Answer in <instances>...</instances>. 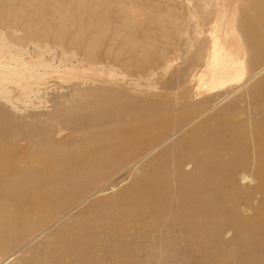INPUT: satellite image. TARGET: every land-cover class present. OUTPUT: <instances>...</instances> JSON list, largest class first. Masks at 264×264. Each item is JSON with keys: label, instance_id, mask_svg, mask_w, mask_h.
<instances>
[{"label": "rangeland", "instance_id": "obj_1", "mask_svg": "<svg viewBox=\"0 0 264 264\" xmlns=\"http://www.w3.org/2000/svg\"><path fill=\"white\" fill-rule=\"evenodd\" d=\"M9 1L11 8L13 4L14 10L21 8L19 11L27 12L29 22L40 23L38 25L42 26L40 29L47 28L50 33L45 30L47 34L44 33V40L38 42L26 35L25 31H21L23 28L19 25H11L4 34H0V46L10 51L30 49L34 57L33 63L37 62L36 56H41L46 65L63 72L58 76L59 78L51 81L39 98L27 100L22 95H18L21 99V103L16 105L18 109L0 100V206H4L2 208L5 209L0 211V225H7L13 218L17 221L23 220L35 208L36 197L40 198L51 192H57L58 212L70 213L51 231H47L35 245L16 255L18 261L25 259L22 264H43L46 258L56 257L54 252L60 248V242L72 238L77 240L82 230L81 225L95 216L91 211L93 203L112 196L131 184V179H127L116 191L97 195L89 202L79 205L87 194L82 189L73 187V175L81 163L95 162L102 147L114 146L123 141L132 144L135 137L138 142L157 139L158 128H170L175 122L188 120L192 114L202 110L200 105L194 106L196 101L193 97L186 101L179 99L177 102L176 96L185 89L192 68L191 62L184 60L186 49H192L194 53L199 47L209 48L210 40L207 34L213 19L216 0ZM126 4H134L143 18L150 9L155 11L156 17L163 15V18H167L170 22H175L177 19L181 21V36L175 39L174 48L167 47L169 41L158 37L156 33L151 32V35L150 24L145 23L144 20L141 22L147 24L149 29L142 40L155 46V49H166L167 58L169 60L175 58L170 66L162 63L155 75L140 76L137 69L129 70L122 63L126 51L123 49L124 53H120L121 42L115 44L116 49L111 50L112 56L109 59L104 57L106 49H100L98 57L93 55L94 59L89 56L85 57V60L83 53L75 52L76 50L63 53L61 49H77L70 48L66 44L59 45L56 41V35L61 31L60 26L64 22L77 32L81 24L77 22L81 10H86L85 14L88 15L91 10L99 7L110 11L121 6L125 7ZM230 8L232 14L237 15L235 24L238 29L246 34V37L255 39L256 48L264 52V0H237L236 5L233 7L231 4ZM31 12L34 16H31ZM88 17L86 16L85 22L89 20ZM53 26L57 27L56 31ZM105 43L108 41L106 40ZM35 49L41 50L34 54ZM67 56H75V58L68 60ZM141 56L144 57L143 54ZM95 59L98 63L94 61ZM249 88L251 91L248 96H245L244 88L238 93V96H244L237 100L240 109L231 117L239 123L233 137L235 141H239L238 145H241L242 138L245 139L246 145L250 146L251 161H253V157H259L264 153V140L260 138L258 142L254 139L255 135H264V109L253 107L264 99V72ZM218 101L220 104L217 110L209 112L202 120L188 126L170 140L169 152L159 158L156 166L148 167L149 173H153L154 168L163 165L165 161L176 160L190 151L189 143L195 137L189 138L187 134L194 131L196 126H200L203 130L220 126V130L230 129L228 123L222 124L223 121L217 120L227 119L221 109L231 103L232 99ZM110 103L116 106L123 105V108L113 109ZM108 113L113 114L117 120L113 123L101 122L109 115ZM91 117L102 119L86 121ZM146 127H150L151 130L142 136L141 129ZM224 150L227 151L226 148H221L222 152H225ZM4 152L10 154L4 158L1 156ZM171 168L169 166L159 171L172 173ZM258 168L263 169L264 163H260L257 158L253 165L254 172H257ZM98 172L102 173V171ZM136 172L140 173L138 170ZM260 176L245 185H240L239 180L236 185L229 181L227 183L221 181V185L210 193L214 205L208 202L192 203L190 199H183V202H191L189 217L204 216L218 227L228 226L235 218L238 223L243 222V217L249 218L245 222L248 224L261 221L264 215V173ZM149 184L145 180L140 183V187ZM260 188L263 189L258 190ZM170 190L171 188L166 195L172 193ZM151 196L145 197L149 198L152 204H159L161 209L157 214L144 216L141 222L143 235L137 237L135 231L137 223L131 222L128 225L113 223L114 228L107 230V238L101 245L104 252L92 258L84 256L87 255L85 253L73 254V264H264V251L262 254H253L252 245L237 241L225 244L198 239L194 243L201 247V253L192 254L193 252L183 245L181 234H170L166 230V227L174 222L170 217L166 197ZM223 204L226 207H223ZM247 205L251 206L252 210L246 212ZM10 207L13 209L11 210ZM3 247L7 248L5 253L7 256L11 255L15 248L14 245H3ZM208 248L216 249L218 252L214 254L211 250H205ZM66 264L72 263L69 260Z\"/></svg>", "mask_w": 264, "mask_h": 264}, {"label": "bare ground", "instance_id": "obj_2", "mask_svg": "<svg viewBox=\"0 0 264 264\" xmlns=\"http://www.w3.org/2000/svg\"><path fill=\"white\" fill-rule=\"evenodd\" d=\"M218 1L216 0L214 5L213 19L208 28L209 48L199 47L194 53H192V49H186L184 60L191 62L192 68L185 89L176 96L177 102L179 99L186 101V99L193 97L196 101L194 106L200 105L202 110L192 114L188 120L175 122L170 128H158L157 139L138 142L135 137L132 144L123 141L114 146L102 147L95 162L81 163L75 169L77 173L75 172L73 175V187H78L87 194L81 202L79 201V205L89 202L97 195L116 191L124 185L127 179H131V184L112 196L104 197L96 201L95 204L93 203L91 211L95 216L86 224L81 225L82 230L77 240L72 238L60 242V248L54 252L56 257L46 258L43 264H66L69 260L73 264V254L79 253L87 254L84 256L88 258L99 256L104 252L101 245L105 243L107 230L110 231L114 228L113 223L123 225H128L131 222L137 223L135 228L137 237L143 235L144 229L141 222L144 216L157 214L161 209L159 204H152L149 198L145 197L146 195L157 198L166 197L170 217L174 220L166 227V230L170 234H181L183 245L190 249L192 254L201 253V247L194 243L198 239L225 244L237 241L252 245L253 254L263 253L264 215L261 217V221L255 224L245 223L249 218L243 217L242 223H238L235 218L225 227H218L213 221L201 215L189 217L190 208H192L190 207L191 202L197 201L201 204L208 202L214 205L210 193L221 185V181H226V183L229 181L236 185L239 180L240 185H245L247 182L254 181L257 176L258 178L261 177L260 175L264 173V168L260 170L258 168L257 172H254L253 169L257 158L260 163H264V153L259 157H253V161H251V149L250 146L246 145L245 139L242 138L241 145H238L239 141H235L233 137L239 123L231 117L235 111L240 109L236 103L237 100L244 96H238V93L244 88L245 96H248L251 91L250 85L257 81L264 72V52L256 48L255 39L246 37V34L240 31L235 24L237 15L232 14L230 7L231 4L234 7L237 0ZM9 2V0H0V34H4L11 25H19L23 28L21 31H25L31 39H36L38 42L44 40V33L47 34L46 31L49 29L44 28L42 30L40 29L42 26H38L40 23L29 22L27 12L19 11L21 10L20 7V9L14 10V4L11 8ZM158 5L156 6L158 7ZM99 8L101 9V7ZM99 8L91 10L92 12L88 15L85 14L86 10L77 11L80 12L77 22L82 24L79 25L80 28L76 30L77 32H74L66 22L60 26L61 31L58 32V30V34L56 33L57 43L59 45L66 44L70 48H77L61 49L64 54L68 50H76L75 52L83 53L85 60V57L97 56L100 49H106L104 57L109 59L112 56L111 50L116 49L115 44L121 42L122 48L119 52L124 53L123 49L126 51L122 63L129 70L137 69L140 76H153L157 69L162 66V63L165 66H170L173 63L175 58L169 60L166 49H155V46L147 44L142 39L145 33L149 31L147 24H150V34L151 32L156 33L158 37L169 41L167 47L174 48L175 39L181 36L182 24L180 20L170 22L167 18L164 19L163 15L156 17L155 11L150 9V12L143 18L134 4H126L125 7L121 6L110 11ZM31 16H34L33 13ZM86 16H89V20L85 22ZM143 20L147 24H142ZM55 27L53 26L54 31L57 29ZM47 37L46 39L49 38ZM106 40L108 43H105ZM82 47L83 49H80ZM38 50L41 49H35L33 53L36 54ZM52 50L56 51L57 49ZM141 54L144 57H140ZM121 55L124 56V54ZM75 56L67 57L68 60H72ZM36 59L35 64L32 62L34 57L30 49L10 51L4 46H0V100L4 101L6 105L16 108V105L21 103L18 95H22L27 100L39 98L51 81L59 78L58 76L63 73L56 68H51V65H46L41 56H36ZM220 99H222L221 102L232 99L231 103L221 109L227 119L217 120L218 122L219 120L220 122L223 121L222 124L228 123L230 129L220 130V126L203 130L200 126H196L194 131L187 134L189 138L195 137L189 143L188 149L190 151L181 158L172 161L167 160L163 165L154 168V174L149 173L148 167L156 166L159 158L169 152L170 140L188 126L202 120L209 112L217 110ZM110 106L113 109L123 108V105L116 106L111 103ZM253 107L264 109V99ZM108 114L101 122L113 123L117 120L113 114ZM90 119L96 121L102 118L91 117L86 121H90ZM150 130V127L141 129V135L145 136ZM260 138L264 140V135H255L254 139L259 142ZM221 148H226L227 151L222 152ZM9 154L10 152L6 154L4 152L1 156L5 158ZM152 157L153 159H151ZM169 166L172 167V173L159 171L161 168L165 169ZM137 170L140 173H137ZM98 171H102V173ZM145 180L150 184L140 187V183ZM224 183L222 182V184ZM169 188H171L170 192L172 193L166 195ZM56 195L57 192H51V194L43 195V197H36L35 204L33 203L35 208L26 218L19 221L13 218L7 225H0V264H22L25 259L22 258L18 261L16 255L35 245L47 231H51L70 214L69 212H58ZM183 199H190L191 202H183ZM38 206L41 208H37ZM222 206L226 207L225 204ZM2 207L4 208V206H0V211L5 210ZM10 209L12 210L13 207ZM250 210L252 207L247 205L245 211ZM135 236L136 234H134ZM3 245H14L13 253L7 256L5 254L7 248ZM205 250H211L214 254L218 252L216 249L208 248ZM24 256L26 257V254Z\"/></svg>", "mask_w": 264, "mask_h": 264}]
</instances>
